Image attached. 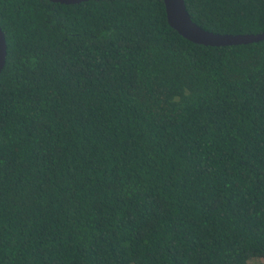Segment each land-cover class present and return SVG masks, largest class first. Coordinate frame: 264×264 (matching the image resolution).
Wrapping results in <instances>:
<instances>
[{"label": "trees", "instance_id": "trees-1", "mask_svg": "<svg viewBox=\"0 0 264 264\" xmlns=\"http://www.w3.org/2000/svg\"><path fill=\"white\" fill-rule=\"evenodd\" d=\"M216 33L264 0H184ZM0 264H264V39L181 36L163 0H0Z\"/></svg>", "mask_w": 264, "mask_h": 264}, {"label": "water", "instance_id": "water-1", "mask_svg": "<svg viewBox=\"0 0 264 264\" xmlns=\"http://www.w3.org/2000/svg\"><path fill=\"white\" fill-rule=\"evenodd\" d=\"M63 4L79 3L87 0H50ZM168 24L184 38L199 44L226 46L246 44L264 39V31L259 33L228 34L206 30L190 17L184 0H163ZM7 53L6 39L0 27V73L4 67Z\"/></svg>", "mask_w": 264, "mask_h": 264}]
</instances>
